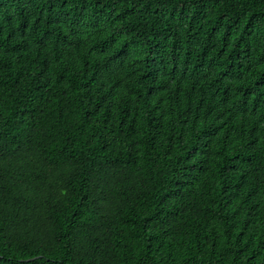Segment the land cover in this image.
Listing matches in <instances>:
<instances>
[{"label": "trees", "instance_id": "1", "mask_svg": "<svg viewBox=\"0 0 264 264\" xmlns=\"http://www.w3.org/2000/svg\"><path fill=\"white\" fill-rule=\"evenodd\" d=\"M0 264H264V0H0Z\"/></svg>", "mask_w": 264, "mask_h": 264}]
</instances>
